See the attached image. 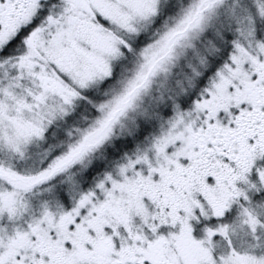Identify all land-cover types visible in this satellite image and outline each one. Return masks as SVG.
I'll list each match as a JSON object with an SVG mask.
<instances>
[{
	"label": "snow or ice",
	"instance_id": "6c2138e0",
	"mask_svg": "<svg viewBox=\"0 0 264 264\" xmlns=\"http://www.w3.org/2000/svg\"><path fill=\"white\" fill-rule=\"evenodd\" d=\"M0 264H264V0H0Z\"/></svg>",
	"mask_w": 264,
	"mask_h": 264
}]
</instances>
